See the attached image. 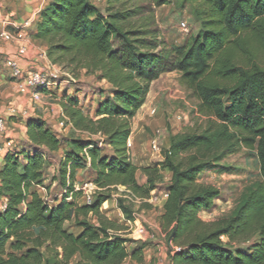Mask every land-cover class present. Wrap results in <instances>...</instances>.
I'll use <instances>...</instances> for the list:
<instances>
[{
	"label": "trees",
	"instance_id": "trees-1",
	"mask_svg": "<svg viewBox=\"0 0 264 264\" xmlns=\"http://www.w3.org/2000/svg\"><path fill=\"white\" fill-rule=\"evenodd\" d=\"M111 1L119 5L114 13L103 12L92 0H52L40 13L35 38L48 45L49 58L74 71L98 74L111 89L98 102L94 117L77 95H64L62 109L72 135L88 139L63 141L44 120H27L29 147L9 151L0 166V199L8 198L0 214V264H124L129 258L142 259L144 245L128 249L134 243L115 234L121 227L102 207L118 188L143 200L157 188L152 178L143 186L138 183L127 142L151 84L171 72L181 73L200 101V113L212 119L203 134L174 137L165 153L164 167L172 180L160 223L168 245L179 246L171 253V264H264V68L251 64L264 55V0H191L201 30L186 46L169 45L156 23L155 9L172 0ZM100 145L110 147L112 154L102 155ZM40 148L66 150L58 180L66 193L56 205L34 189L41 187L46 158ZM243 149L256 155L259 183L231 216L203 221L199 214L209 211L221 192L200 183V176L213 162ZM188 151H195L188 162L176 164L174 157ZM86 166L100 191L91 204L79 206L67 198L77 170ZM117 202L132 221L124 199ZM253 237L248 252L232 247Z\"/></svg>",
	"mask_w": 264,
	"mask_h": 264
},
{
	"label": "rangeland",
	"instance_id": "rangeland-1",
	"mask_svg": "<svg viewBox=\"0 0 264 264\" xmlns=\"http://www.w3.org/2000/svg\"><path fill=\"white\" fill-rule=\"evenodd\" d=\"M92 1L103 12L110 11V13H114L119 9V5L113 3L111 0ZM194 8V3L191 0H172L169 5L160 6L155 9L156 23L169 45H190L194 37L198 35L201 30V24L194 16ZM27 21H30V26L25 31L28 35L26 39L30 40L33 38L31 31L33 22L32 20ZM183 22L186 23V29H183L181 26ZM36 30L38 32V23ZM34 39L37 40L35 37ZM42 43L48 49V45L44 42ZM47 52V60H43L40 68L32 70L41 71L45 69V74L48 75L51 88L48 90L49 92L45 91L44 97L47 104L53 107L56 106L58 110L56 121L59 124L62 121L60 115L64 114L62 101L65 94L68 97L77 95L80 105L87 110L88 114L94 117L98 102L108 96L111 85L107 81H101L98 74H87L86 70L74 71V68H69L66 63L55 64L49 58ZM251 64L264 68V55H259L257 58L252 59ZM7 76L9 81L16 83L10 74H7ZM14 93L16 100L18 93ZM14 105L15 107H19L18 104ZM199 107L200 101L196 98L194 91L189 85L183 81L179 72L162 73L159 79L151 84L145 104L136 112L132 120V134L129 137L133 145L128 149L131 154L132 163L137 165L139 170L136 178L140 183L146 184L148 178H152L156 181V185H158L160 191L168 188L170 183L166 179L172 173L166 170L164 161L165 153L169 151L171 140L174 137L189 134H203L210 128L209 123H211L212 119L201 114ZM153 110H156V114L152 113ZM25 114V112H22V117ZM57 134L63 141L71 137L77 139V135H84V137L88 138L87 135L79 133L73 136L72 132L67 135V138L63 137L59 131ZM92 140L99 141V137L94 136ZM155 140L159 141L161 147L160 154L156 153L153 149L152 145ZM15 145L14 152L17 153L29 147L23 143ZM6 147L9 150L13 148L7 145ZM100 147L102 155H111L113 152L108 146L100 145ZM68 149L70 150V148ZM39 150L40 152L44 151L46 154L41 176V188H44L47 193L46 195L43 194L45 198L51 201L59 195H63L62 188L58 185L60 156H58V152L51 153L44 148H40ZM64 153H66L65 148L62 149L61 155L63 156ZM192 153H195V151L184 152L174 157L175 163L186 164ZM20 161L24 162V158L21 157ZM213 166L211 170L199 178L200 183L215 187L221 192V197L212 202L210 210L202 211L199 214V217L206 222H213L231 216L243 196L255 188L260 181V167L256 155L254 152H249L245 149L223 158L220 162H213ZM147 168H151V172L146 173L144 169ZM93 174L90 166L84 167L79 178L81 180L80 184L93 181ZM125 191L124 188L113 190L111 192V201L102 207L104 215L108 219L118 223L121 227V231H117L115 234L122 235L132 243H141V241L135 240L139 237L136 232L137 226H140V224L144 226L151 225V229L147 228L150 235H154V238L149 239V245L154 248L151 261L134 259L133 262L135 264H171V253L178 250L179 246L176 244L169 246L167 243L166 234L163 232L160 223L162 210L160 211L155 207L150 208L147 204H142V202L140 204L138 198L128 193L125 194ZM119 198H123L125 205L131 210L132 221L127 220L118 208L117 199ZM88 219L93 224L97 223V220L92 215ZM70 225L68 224V226ZM72 230L76 234L80 232V229L76 227L72 228ZM223 239L226 242V238ZM254 242L255 238L253 237L236 242L232 247L248 252ZM142 245L143 243L140 246ZM134 247L136 246L128 245V249H133ZM158 247L162 250H158ZM8 248L9 246L7 245ZM146 257L149 259L150 255L147 254ZM75 262L76 259L72 263ZM124 264L133 263L127 260Z\"/></svg>",
	"mask_w": 264,
	"mask_h": 264
},
{
	"label": "crops",
	"instance_id": "crops-1",
	"mask_svg": "<svg viewBox=\"0 0 264 264\" xmlns=\"http://www.w3.org/2000/svg\"><path fill=\"white\" fill-rule=\"evenodd\" d=\"M52 0H0V117H5L7 120V132L2 137L3 143L5 144V147L9 141H11V145L13 148L10 150L5 149L3 154L0 155V166L3 165L4 159L9 151L15 150V144L23 143L25 146H29V138H28V128H27V120L38 118L42 119L46 122L47 126L51 128V130L57 134V132H61V135L63 137L67 138V135L72 132V126H68L66 129H63L60 127L59 122L56 121V114H58V110L56 106H51L45 102V97L43 98V101L40 103H35L33 101V91L30 88H25L23 90H20L16 83L9 81L7 74H10L6 67V61L8 59H15L18 61L20 66L23 69H38L42 65L43 60L46 59V52L47 48L45 45H43L42 42L35 40L34 37L37 34L36 26L37 23L40 21V13L41 11L51 2ZM27 20H32L33 26L31 28L32 36L30 40L23 39V40H6L5 37H3V33L8 30L10 32H13L14 30H18L19 28L23 27V24ZM25 47L27 49V54L24 56H21L18 54V50L20 48ZM14 92H17L18 97H14ZM14 104H18L19 107H15ZM49 106V107H48ZM51 107V108H50ZM11 110H15L16 114H11ZM22 112H25L26 116L23 115ZM17 118V119H14ZM11 123V124H10ZM58 135V134H57ZM59 136V135H58ZM78 136V135H77ZM82 139H88L86 137L80 136ZM60 138V136H59ZM62 151L58 152L59 158L62 157L61 155ZM135 165V164H134ZM137 167V165H135ZM152 167V166H151ZM139 171V170H138ZM137 171V173H138ZM83 172V169L77 170L76 173V182L74 183V187L76 185H80L81 180L80 174ZM92 178H95V175L93 174ZM172 180V174L169 175V177L166 179V181ZM138 181V179H137ZM138 183L143 186V183ZM157 188L151 192V196H153L155 193H159V187L156 185ZM34 189L39 193V195L45 199L48 203L52 204H58L64 197L65 192L62 190L63 195H59L55 199L49 201L45 198L44 195H46V191L44 188H41L39 186L34 187ZM74 191V190H73ZM44 194V195H43ZM72 194L69 195V198H67V201H75L79 206L88 205L84 199L83 193L77 192L75 193V197L72 198ZM149 197V198H150ZM82 198L81 200H79ZM111 201V200H110ZM109 201V202H110ZM139 201V200H138ZM8 198L3 197L0 199V206H7ZM107 202V203H109ZM140 202V201H139ZM141 204V202H140ZM147 204L150 208L155 207L158 208L160 211L162 210L161 216L164 214V202H160L157 206H154L152 204ZM105 212V211H104ZM73 225V223H69ZM148 229H151L150 226H145ZM147 229V231H148ZM73 231V230H72ZM154 238V235H150L148 231V236L145 240H138L141 241V243H134L131 244L132 246H140L142 243L144 245V249L142 252V259L148 261H151V258L153 256V250L154 248L149 245V239ZM135 248V247H134ZM158 250H162L160 247H158ZM147 254L150 255L149 259H147ZM133 264L134 259L129 258L127 259ZM126 260V261H127ZM137 260V259H135ZM143 260V262H144Z\"/></svg>",
	"mask_w": 264,
	"mask_h": 264
},
{
	"label": "built area",
	"instance_id": "built-area-1",
	"mask_svg": "<svg viewBox=\"0 0 264 264\" xmlns=\"http://www.w3.org/2000/svg\"><path fill=\"white\" fill-rule=\"evenodd\" d=\"M30 26V21H26L23 24V27L19 28L18 30H14L13 32H10L6 30L3 33V37H5L6 40H23L28 38V35L26 34V29ZM183 29H186V23L181 24ZM18 54L21 56H24L27 54V49L25 47L20 48L18 50ZM6 67L8 71L10 72L11 78H13L20 90H23L25 88H30L33 91V101L35 103H40L43 101L44 98V93L45 91H48L51 87V82L48 80V75L45 74V69L43 70H29V69H23L18 61L15 59H8L6 61ZM49 92V91H48ZM153 114H156V110L152 111ZM11 114H16L15 110H11ZM60 119L62 120L60 122V127L61 128H67L68 126H71L69 124V119L64 115H60ZM7 132V120L5 117H0V155L1 153L6 149L5 144L3 143L2 137L6 134ZM132 141L131 138L128 139L127 142V147L130 149L132 147ZM8 147H12L11 141L7 143ZM153 149L155 150L156 153L160 154L161 153V147L159 144V141H154L153 142ZM171 183V180L168 181ZM100 191L97 185H95L92 181L76 185L74 187V193H83L84 199L87 204H91L94 196L96 193ZM65 192V191H64ZM66 193V192H65ZM170 196V193L168 189L162 190L159 193H155L153 196H151L148 199H139L140 202L152 204L154 206H157L160 202H166L168 201ZM6 208V206H0V214L1 212ZM137 234L139 237L137 238L138 240H145L148 236V231L147 228L143 225L140 224V226H137L136 229Z\"/></svg>",
	"mask_w": 264,
	"mask_h": 264
}]
</instances>
